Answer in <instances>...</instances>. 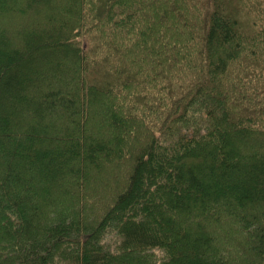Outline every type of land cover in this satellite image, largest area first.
Listing matches in <instances>:
<instances>
[{
  "label": "trees",
  "instance_id": "trees-1",
  "mask_svg": "<svg viewBox=\"0 0 264 264\" xmlns=\"http://www.w3.org/2000/svg\"><path fill=\"white\" fill-rule=\"evenodd\" d=\"M0 264H264V0H0Z\"/></svg>",
  "mask_w": 264,
  "mask_h": 264
},
{
  "label": "rangeland",
  "instance_id": "rangeland-1",
  "mask_svg": "<svg viewBox=\"0 0 264 264\" xmlns=\"http://www.w3.org/2000/svg\"><path fill=\"white\" fill-rule=\"evenodd\" d=\"M115 240H116V237L115 236L108 235L107 238H106V240H105V243L107 245H109L110 247H112L114 245V243H115Z\"/></svg>",
  "mask_w": 264,
  "mask_h": 264
}]
</instances>
